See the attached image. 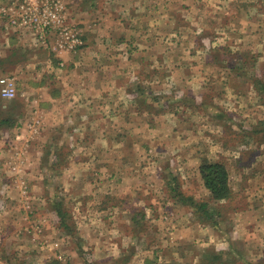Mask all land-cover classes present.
Here are the masks:
<instances>
[{
	"label": "rangeland",
	"instance_id": "rangeland-1",
	"mask_svg": "<svg viewBox=\"0 0 264 264\" xmlns=\"http://www.w3.org/2000/svg\"><path fill=\"white\" fill-rule=\"evenodd\" d=\"M152 1L129 3L130 10L141 8L136 18L123 14L122 0H79L80 7H67L68 22L81 26L83 48L101 45L103 30L111 34L106 74L100 65L91 69L86 63L91 53L50 55L31 48L26 33L13 34L15 46L9 52L0 47V77H12L17 88L14 101H0V119L14 117L17 122L0 124V154L5 149L0 160H8L7 137L14 132L6 127H18L24 114L28 145L23 155L29 157L28 163L23 156L24 163H13L18 166L13 172L0 164L5 172L0 216L12 199L6 191L25 176L28 190L19 198L31 208H23L24 214L57 221L61 240L53 245L56 264L58 255L73 264H264V85H256L254 77L261 70L264 82L258 61L263 34L256 25L262 23L245 14L251 5L262 9L264 3ZM68 11L80 15L78 25ZM89 24L94 33L82 29ZM133 45L135 53L129 51ZM165 46L173 47L171 56ZM150 50L160 61L150 59ZM75 54L83 67L76 72L61 67L64 58ZM145 57L154 68L143 62L146 68L135 73L132 66ZM167 57L180 64L157 66ZM210 58L214 61L207 69L204 62ZM102 76L110 81L105 98L109 111L100 110L98 98L93 111L72 109L74 95L83 89L82 97L90 100L85 89ZM89 77L93 80L85 81ZM61 83L65 100L47 102L46 95L53 97ZM32 123L35 134L28 130ZM203 161L226 166L232 198L210 199L199 173ZM248 173L253 177L249 184L239 180ZM177 192L192 196L195 203L206 202L218 214L203 219ZM57 210L70 230L60 224ZM72 248L78 251L75 259L69 254ZM216 255L220 261L213 259Z\"/></svg>",
	"mask_w": 264,
	"mask_h": 264
},
{
	"label": "crops",
	"instance_id": "crops-1",
	"mask_svg": "<svg viewBox=\"0 0 264 264\" xmlns=\"http://www.w3.org/2000/svg\"><path fill=\"white\" fill-rule=\"evenodd\" d=\"M7 1L4 4H1L0 7L3 5H6ZM137 1H141V0H137ZM150 1L153 2L152 0H150ZM261 1H262V3H264V0H261ZM78 2H79V0H67L68 9L70 7L69 5H73V6H71V8L76 7V5H78V7H80L82 2L81 3H78ZM122 2H123V7H122L123 14L124 13L128 14L131 12V14L129 16L132 17V13H133V17L136 18L138 16L136 13H140L141 8H139V11L135 10V8L130 10L128 8V6H129L130 2H133V0H131V1L130 0H122ZM165 2H167V0ZM251 2L256 3V0H252ZM146 3H147L146 1L142 2V4H146ZM261 6H262V9L257 8L256 5H251V7L249 8V11L247 12V10H246L245 14L247 13L246 17H248V18L252 17L253 21L255 20L256 23H258V22L262 23V24H256V25L258 26L257 29H259V31L263 34L262 35V44L259 46L261 48H264V33H263V31H264V25H263V23H264V5L261 4ZM71 8H70V10H71ZM78 9L79 8H77V10ZM142 10H143V8H142ZM75 11H76V8H75ZM254 12H256V13H254ZM253 14H255V15L253 16ZM69 15L71 16V18H73L72 22H74L78 25L77 21H78V19H81L80 15H78L76 12H71V11L69 12ZM0 17H1V14H0ZM131 21H132V19H131ZM78 27H80V29H81L80 25H78ZM86 27H83L82 29L86 30L90 33H94L95 32L94 30H96L95 26H93L92 24H89ZM149 30H151V29H149ZM125 31L126 32L123 33V38H121V40L119 41L120 43L122 42L121 50H122V48H124V46H126V44H125V42L127 40L126 34H128V32H129L127 29ZM13 34L21 35L20 32L13 33L11 30L4 29L3 26L0 27V47H2L1 49H4L7 47L8 52H9V48H14L15 39H14V37H12ZM22 34L24 35V33H22ZM102 36L105 39L103 38L104 39L103 40L101 38V42H102L101 45L96 44V43H93L90 46L85 45L84 48L82 47L77 52L80 53L82 51H85V52L91 53L92 54L91 58L89 60H86V63L89 62L88 64L91 65L90 66L91 69H93L94 66L100 65L101 69H105V71L104 72L102 71V72L106 74L107 69H108V65L110 63V53L109 52L111 51V48H112V46L110 45L111 44V39H110L111 34L107 30H103ZM169 36H168V38H169ZM103 41H105L106 44H105V42L103 43ZM30 47L33 49H39L42 51L47 50L46 48H40L38 46H35V45H33V43H30ZM144 48L151 49V46H149V48H148V46H145ZM163 48H164V52L168 53L169 56H171V53L174 51L173 47L168 48L167 46H165ZM137 49H138V47H135V45H133V48H130L129 51L135 53V51ZM126 50L128 51V49H126ZM47 51H49V50H47ZM118 51H119V49H118ZM260 52H261L262 56L258 55V61H261L260 62L261 67H264V49L261 50ZM0 53H1V51H0ZM77 54L74 55L75 56L74 59H71L70 57H68L66 59L64 58V61L62 62L63 66H61V67L68 65L71 68H73L72 71H75V72L81 66L83 67L84 63L82 60H80V58ZM50 55H52V53H50ZM64 57H66V55H64ZM130 57L131 56L129 55L128 58H130ZM160 58L161 57H158V55L154 56L153 54H151V50H150V59L160 61ZM143 59H144V61H142ZM148 60H149V58H147V57L139 58V60L132 66L135 69L134 70L135 73L136 72L140 73L141 69L143 67H144L143 69L148 67L147 66L148 63H149V67L154 68V66H155L153 64L154 62L152 60H150V61H148ZM213 61L214 60H208V61L204 62V66L207 69L210 68V66L213 64ZM143 62L146 64V67L143 64ZM172 62H173V60H168V57H167L165 59L164 64L157 63L158 64L157 66H161L162 68L168 69L171 67L178 66L180 64V63L172 64ZM213 67H220V66L219 65H217V66L213 65ZM218 70H219V68H218ZM261 73H262L261 70L256 71V73L254 74V77L255 78L257 77L258 79H260ZM172 74H173V71H172ZM262 75H263L262 77H264V74H262ZM138 78L142 79V77H140V76H138ZM141 79L139 80L140 82H141ZM87 80H93V77L86 78L85 81H87ZM61 81H62V79H61ZM76 82L79 83L81 81L79 79ZM94 82L95 83L93 84L94 85L93 87H91L89 90H87V88L85 89V94L91 96L90 100H87L86 97L85 98L82 97L84 94V90L82 89L80 94L79 93L75 94L73 97L74 98L73 101H70V104H71L70 106L72 109H77V110H81V109L88 110L89 109V110L93 111V109L97 105H99V103H97V101L100 99L101 100V102H100L101 103V107H100L101 109L100 110L102 112H108L109 111V104L105 102V100H106L105 98L108 97L107 92L109 90L108 86L110 84L109 78L102 76L101 79L95 78ZM63 83H65V82H63ZM63 83H61L62 85H60L59 91H55V94L53 97H51V95L47 94L46 95L47 98H44V99L47 100V102L52 100L54 103L61 104L62 101L65 100L64 96L66 95L65 87H63V86H65V84H63ZM142 83H143V80H142ZM104 91L106 92L105 94L103 93ZM99 92H101V93H99ZM22 98H23L22 100L25 101V93H23ZM97 98H98V100H97ZM14 100L15 99H11V101H6V100H3L0 98V101H6V102H12ZM40 102H42V101H40ZM86 117L87 116L85 113V117H83V119L85 120ZM21 119L22 120H21L19 126L21 124H22V126H20V127L19 126L18 127H6L7 129L9 128V129H12L14 131L13 135L11 137H7V138L10 140L8 142H11V140H12V142H14L13 145L18 147L21 155L24 157V159L28 163L27 160H29V157L26 156V154H25V156L23 155L25 153L24 151L27 148L28 140L22 139L19 141H15V137L17 135H21L20 138L25 137V131H26L25 129H27L25 127V114L23 115V117H21ZM35 121H37V120H35ZM7 123L9 125H12V126H16V124H17L16 119L14 120V117L12 119H9V122L0 123V124H7ZM29 125H33V127H34V123L29 124ZM29 125H28V127H29ZM61 129H62V127L59 128L60 131H61ZM28 130H29V128H28ZM76 130L77 129L74 128V131H76ZM3 131H6V129ZM9 144L10 143H8V145ZM3 147H5V145ZM8 149L9 148H6L5 158L7 156L8 157L10 156V152ZM4 151H5V149L3 151H1L2 152L0 154L1 156L4 154ZM76 151L77 150H75V153H76ZM6 161H7V159H5L4 164H2L3 161L0 160V164L5 166L7 168V170L10 171L8 166H6L7 164H5ZM4 173L5 172L2 171V169H0V184L3 183L2 182L3 181L2 175ZM22 177L25 178V176H22ZM241 179H246L245 180L246 184H247V181H249L248 182V184H249L250 180H248V179H253V177L248 173L247 176L239 178V180H241ZM3 186H4V184H3ZM5 186L7 187L6 190L9 189L8 188L9 185L5 184ZM6 193H9L8 197H10L12 199L7 200L8 201V204H6L7 210L5 211V213H3V215L0 216V264H56L57 262L55 261V257H54L55 252H53V250H54L53 245H55L56 243H60L58 240H61L60 239L61 237H59V238L56 237V234L59 233V230L56 228L57 221H55V220L53 221V224H54V226H53V224L51 222L49 223L46 219L35 220L36 214L35 215L24 214L26 211L23 208H25V205H27L29 203H26V204L22 203L23 200H21V198H19V197H21L22 193L20 192V189L17 185H13L12 189L9 191H6ZM11 205H12V207H11ZM2 208H4V207H2ZM5 229H7V233L3 232V230L5 231ZM11 229H12V233L10 234ZM35 229H37V232L39 234L36 233ZM56 229H57V233H56ZM77 252L78 251L76 249L69 251L71 258L75 259V256L78 255Z\"/></svg>",
	"mask_w": 264,
	"mask_h": 264
},
{
	"label": "built area",
	"instance_id": "built-area-1",
	"mask_svg": "<svg viewBox=\"0 0 264 264\" xmlns=\"http://www.w3.org/2000/svg\"><path fill=\"white\" fill-rule=\"evenodd\" d=\"M0 14L5 20L4 29L26 33L33 45L46 48L56 56L76 53L84 44L81 30L68 22L67 0H8L6 5L0 7ZM60 65L63 66V63ZM16 95L15 80L10 76L0 77V98L15 99ZM28 128L34 134L37 131L33 125H29ZM20 136L17 135L15 141L25 139ZM9 143L8 150L12 155L5 164L13 172L18 169L13 163L20 165L24 163V159L18 147L13 145L14 142L11 140ZM18 179L15 185L19 187L21 193L26 194L28 190L26 181L20 176ZM25 208L30 211L31 206L27 204ZM62 256L56 257L59 264H73Z\"/></svg>",
	"mask_w": 264,
	"mask_h": 264
},
{
	"label": "trees",
	"instance_id": "trees-1",
	"mask_svg": "<svg viewBox=\"0 0 264 264\" xmlns=\"http://www.w3.org/2000/svg\"><path fill=\"white\" fill-rule=\"evenodd\" d=\"M214 60L213 58H210ZM256 85L260 84L264 85V82L261 79L256 77ZM264 89V88H263ZM9 122L7 119H0V123ZM199 173L201 175L203 185L207 192L209 193L210 199L216 202H224L232 198L233 189L230 184V173L227 170L226 166L221 162L215 161H203L199 166ZM178 196H182L184 200L189 201L190 205L193 204L202 212V218L207 217L208 220L213 219L214 215L218 214L217 210L209 211L207 208L208 205L206 202L195 203L194 198L189 195L182 194L181 192H177ZM58 215L60 216V224L63 227H70L65 223L63 214L57 210ZM204 219V218H203ZM214 260L220 261V256H214ZM219 264H225L223 261H220Z\"/></svg>",
	"mask_w": 264,
	"mask_h": 264
}]
</instances>
